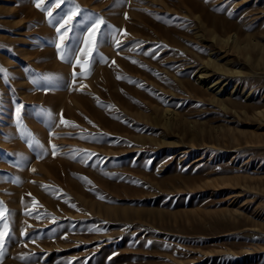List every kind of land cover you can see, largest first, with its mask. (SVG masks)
Returning a JSON list of instances; mask_svg holds the SVG:
<instances>
[{"label":"rangeland","instance_id":"1","mask_svg":"<svg viewBox=\"0 0 264 264\" xmlns=\"http://www.w3.org/2000/svg\"><path fill=\"white\" fill-rule=\"evenodd\" d=\"M56 2L0 0V264H264V0Z\"/></svg>","mask_w":264,"mask_h":264},{"label":"snow or ice","instance_id":"2","mask_svg":"<svg viewBox=\"0 0 264 264\" xmlns=\"http://www.w3.org/2000/svg\"><path fill=\"white\" fill-rule=\"evenodd\" d=\"M33 2L35 3V6L38 9H41V10H44V11L47 12V15L49 17V23L51 24L52 23V19L51 18L53 16V13L51 11H48V8L51 7L52 3L56 2V0H33ZM64 2H65V0H59V2H56V7L57 8H60L61 4H63ZM80 11H81V9H79V7L77 6L76 9H75V11H72L71 12V15L68 17V19L65 20L64 24L61 25V28H57V32L60 33L61 32V29L68 28L71 25V23L73 21V18ZM103 24H104V21L103 20H99L97 22V24L93 28H91L89 30V36H88V38L85 39V48L84 49H81V57H83L86 53L88 55H91V53H90V51L88 49V42H89V40L92 39V37L95 34L101 32V25H103ZM66 38H67L66 35H64V36L61 37V40L63 41ZM119 46H120V42L118 41L117 42V47H119ZM56 48H57V51H58V54H59L60 59H62V60L66 59V56H65V54L63 52V48H62V43L61 44H57L56 45ZM77 64L78 65H81L82 71L79 74H77V73L74 72V77H75V75H86L87 74V71H90V68L88 70H83V64H90V61H84L83 64H82L81 63V60L78 58L77 59ZM74 68H75V65H74ZM0 72H6V70H4L3 68H0ZM117 78L120 79V78H123V77L118 76ZM129 82H133V81L130 80ZM33 83H36V81H33ZM140 86L143 87V85H140ZM17 122L18 123L20 122V108H17ZM71 123L72 122H68V121L64 120L63 119V113H61V124L68 125V124H71ZM73 126H75V125H73ZM56 147H57L56 145H52L53 155H56V152H55V148ZM100 198H103V197H100ZM27 214L28 215H31V212H29ZM0 223H2V225H3V227L5 229L8 227V220L5 217V215H4L3 212H0ZM5 237H6V232L5 231H0V255L3 254V242L5 240Z\"/></svg>","mask_w":264,"mask_h":264},{"label":"bare ground","instance_id":"3","mask_svg":"<svg viewBox=\"0 0 264 264\" xmlns=\"http://www.w3.org/2000/svg\"><path fill=\"white\" fill-rule=\"evenodd\" d=\"M129 28H131V26H128ZM119 30H120V28H119ZM111 46V45H110ZM216 81H218V80H216Z\"/></svg>","mask_w":264,"mask_h":264}]
</instances>
